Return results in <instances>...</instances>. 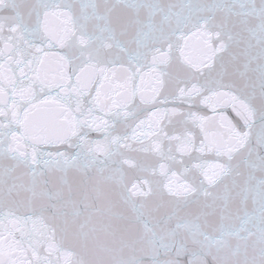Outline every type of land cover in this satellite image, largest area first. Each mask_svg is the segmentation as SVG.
I'll list each match as a JSON object with an SVG mask.
<instances>
[{"label": "snow or ice", "instance_id": "1", "mask_svg": "<svg viewBox=\"0 0 264 264\" xmlns=\"http://www.w3.org/2000/svg\"><path fill=\"white\" fill-rule=\"evenodd\" d=\"M0 264H264V0H0Z\"/></svg>", "mask_w": 264, "mask_h": 264}, {"label": "water", "instance_id": "2", "mask_svg": "<svg viewBox=\"0 0 264 264\" xmlns=\"http://www.w3.org/2000/svg\"><path fill=\"white\" fill-rule=\"evenodd\" d=\"M142 259H144L145 261H147L148 260V256L147 255H144V256H142Z\"/></svg>", "mask_w": 264, "mask_h": 264}]
</instances>
